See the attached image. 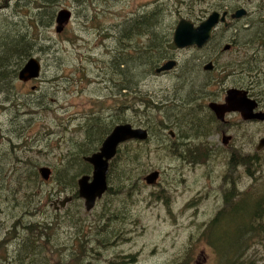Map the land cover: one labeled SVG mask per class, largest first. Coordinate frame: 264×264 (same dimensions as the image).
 Returning a JSON list of instances; mask_svg holds the SVG:
<instances>
[{
	"label": "rangeland",
	"instance_id": "rangeland-1",
	"mask_svg": "<svg viewBox=\"0 0 264 264\" xmlns=\"http://www.w3.org/2000/svg\"><path fill=\"white\" fill-rule=\"evenodd\" d=\"M16 1L0 0L1 72L13 70L15 62L25 51V44L7 38L26 30V20H23L22 12L26 0L21 1V6H16ZM148 1L151 0H60L48 6V10H44L46 13L51 12L56 16L60 9L69 8L73 17L62 33L56 31L55 18L50 26H41L44 28V35L41 34L40 40L34 42L37 49L33 52L43 64L40 78H33L32 82L23 84L24 82L18 79L22 64L16 66L13 77L9 76L4 81L0 79V264H12L13 255L9 250L16 246L15 240L20 238V233L16 231L14 236L9 234V231L16 220L25 218L31 221L69 208L74 197L64 209L55 210L50 205L57 197L72 195L71 192L61 190L52 180V175L58 167L70 166L71 160L70 169L67 171L71 173L79 168L83 162L81 159V162L75 159V144L87 141V152L81 156L84 161L86 155H91L89 151L100 145L97 137L104 133L103 126L112 127L113 120L149 122L154 134L150 142H136L131 146L138 154L136 165L141 164V167L134 171L136 176L132 181L137 189L133 193L116 195V219L109 224L117 226L119 236H116V227L109 225L108 230L112 231L110 239L103 240L97 255L93 251L91 253L93 256L89 260L94 264H221L219 259L209 252L211 248L208 242L198 235V225H204L221 207L217 204L216 197L214 200L209 197L213 193L222 196L230 190L234 192L233 186L243 194L252 192L251 199L253 196H264V152L260 157L262 159L259 166L253 161L254 158L250 160L251 166L244 165L248 172H244L243 165L236 166L235 161L240 158H231L230 187L226 183H220V166L223 164L221 160L213 159L197 172L189 171L185 170L179 159H172L162 149L160 142L164 138H159L158 135L162 133L167 136L166 131L168 132V129H162L164 127L160 124L167 121L162 106L155 108L151 105L152 110H142L141 113L135 109L136 101L127 100L122 106H116L120 95L113 96L118 90H115V84L106 74L115 71L114 67H110V63L114 57L123 54L118 45H123L120 41L127 37L126 32L130 31L131 34L129 33L128 39L123 41V57L128 58L129 63L122 68L125 82L131 85L137 84V81H141L142 85L148 82V74L153 72L152 66H157L153 63L159 62L164 57L163 54L172 52L169 48L174 35L172 24L178 14V11H175L176 0H153L154 8L156 7L153 15L159 16L157 24L152 23L155 26L152 29L154 31L146 30L142 34L148 36L146 40L136 38L135 31L140 30L137 29L140 28L137 20L134 21V18L140 15L136 11ZM159 3L166 4L165 9L168 5L171 7L167 11L161 10L163 6H159ZM183 6L187 5L184 3ZM112 34L116 35V38H109L107 46L105 38ZM102 40L105 42L101 45ZM155 43L160 46L155 48L152 45ZM13 51L17 57H14ZM186 74L182 78L175 76L173 90L168 87L171 78H155L154 82L151 81L155 92H146L151 104L153 100L159 101L165 93L168 95L166 97L188 92L197 96L202 89L201 85L205 83V76L199 75L196 69ZM244 82L245 80L231 78V86ZM99 95L101 98H98ZM179 110L174 108L169 114H181ZM193 115L195 113L190 115L192 119ZM100 116H103V120ZM231 121L232 151L240 154L247 148L253 152L260 138L264 136V124L244 123L234 114L231 115ZM85 128L88 129L87 133ZM208 130L211 131L212 128ZM124 145L120 155L124 154L122 149L127 151L128 145ZM41 166L51 168L49 179L41 176ZM113 167L111 166L112 172ZM155 169L163 170V176L158 184L148 185L144 177ZM35 170L37 177L28 186L31 194H35L38 216L33 213L26 214V210L21 206L26 193L12 183V179L19 176H34ZM250 170H259L255 180L251 178ZM196 174H199L200 180H197ZM128 191L131 192L130 189ZM195 195L192 210L184 209ZM108 199L104 194L91 211L86 210L84 201L81 200V215L87 223L93 224L102 209L105 211L111 207L112 202ZM126 210L132 214L124 218L123 212ZM110 217L114 218L112 215ZM261 222H264V218ZM195 235L197 240L194 239ZM87 242H92L95 247L98 245L95 237H91ZM75 248L79 249V246L76 244ZM251 249L257 256L263 255L261 260L264 259L263 245L254 244ZM22 256L24 264L32 255L23 252ZM58 256L59 251L54 250L51 259L56 261ZM259 264L264 263L259 261Z\"/></svg>",
	"mask_w": 264,
	"mask_h": 264
},
{
	"label": "flooded vegetation",
	"instance_id": "flooded-vegetation-1",
	"mask_svg": "<svg viewBox=\"0 0 264 264\" xmlns=\"http://www.w3.org/2000/svg\"><path fill=\"white\" fill-rule=\"evenodd\" d=\"M184 3L187 6H183ZM158 5L163 6L161 10L166 11L171 7V5H168L165 9L164 6L166 4L159 3ZM196 9L198 10L195 11ZM175 11H178V14L172 24L174 32L181 19H187L191 21L194 26H199L211 15L215 14V16H217V22L212 29L209 40L203 46L193 44L186 47H177L174 43V35H172L169 48L172 49V52L170 51L163 54L164 57H162L159 62L153 63L157 66L155 68L152 66L153 72L148 74V77H150L148 82L142 85L141 81H137V84L131 85L125 82L122 68L125 51V42L123 41L128 39L129 33L131 34V32L128 31L126 32L127 37H123V40L120 41L123 45H118L119 48L123 50V54L120 53L114 57L110 63V67H114L115 71L106 74V77L115 84V90H118V93H115L113 96L118 97L120 95L119 102L116 105L117 107L119 105L122 106L127 100L137 102L136 106L138 109H135L138 110V113H141L142 110L145 112L146 110H152L150 109L151 105L155 108L158 105L162 106L166 113L164 117H166L167 121H162L160 124L164 127L162 129H168V132L166 131L167 136L162 135V133L161 135L159 134V138L163 137L164 139L162 142L158 141L162 149L166 151L172 159H179L185 170L196 172L202 169L205 164H210L211 160L219 159L223 162L220 166L222 168L220 183H226L227 186L231 187V158L236 157L248 159L249 161L254 158L253 161L259 166L262 159H260V157L264 152V146L262 148L258 147L260 140L264 138V136L260 138L253 152L252 150H247V148L240 154H235V152L232 151L231 141L233 135L231 134V115H236L237 118L244 123L264 124V120H247L239 111H227L223 117H219L212 106L214 104L223 105L227 103L229 90L231 88H238L247 90L248 96L257 101L258 105L255 111H264V0H176ZM155 12L156 7L154 8L153 0L143 4L136 11V13L140 15L134 18V21L137 20L141 22V18L144 20L143 23L139 24L140 28H137L140 30H137V32L135 31L137 39L146 40L148 36L142 34L146 30H150L151 32L154 31L152 29H154L155 26L151 25V20ZM128 26H125V28ZM108 36L105 38L107 46H109V38H116V35L113 34ZM104 42L105 41L102 40L101 45L104 44ZM97 43L99 44L100 42L97 41ZM112 51L113 48L111 49V52ZM111 52L109 55H111ZM26 61L20 67L19 72ZM168 61H175V66L172 69L159 72L158 69ZM41 65L43 70L42 62ZM195 69L198 70L199 75L205 76V83L201 85L202 89L197 96H194L192 92H188L186 94L175 93L172 96L166 97L168 95L165 93V95L163 94L164 96L159 98V101L153 100L151 104V101L146 96V92L153 90L151 81L154 82L155 78H171V82L169 83L170 86H167L173 90L175 76L182 78L187 75L186 73L194 71ZM179 70H181V72ZM231 78H233V80L235 78L242 81L245 80V82L243 84L234 83L231 86ZM22 82L27 85L32 81ZM33 88L34 87H32V89ZM98 98H101V95H99ZM100 101L104 102V100ZM174 108H179V112L183 115H170L169 113H171ZM192 113H195L193 119L190 116ZM100 118L103 120V116H100ZM121 123L126 122H116L112 124L110 131H106L105 129L104 133L97 137L99 143L102 145L103 141L114 127ZM129 123L134 127L147 129L149 134L147 139H133L129 141L148 143L153 139L154 132L149 122L142 120L137 123ZM152 123L154 125L153 121ZM210 128H212L211 131L208 130ZM159 130L161 131V129ZM85 131L87 133L88 129L85 128ZM155 132L157 135L158 132L156 130ZM91 137L92 136H90V138ZM126 142L119 145L116 156L110 160L108 184L111 166H113L111 163L116 158L120 157L121 148ZM178 143H180V145H178ZM99 148L94 152L98 151ZM243 167L244 172H248L244 165ZM158 170L160 171V177L156 184L159 183L164 173L163 170ZM257 171L259 170H250L249 172L253 180L257 177ZM196 178L200 180L199 174H196ZM184 179L185 178H183L182 181H184ZM155 197L157 198L158 196L155 195ZM195 197L196 195L187 202L184 209L189 211L192 210V205L195 204ZM211 197H213V200L216 197L217 204H220L221 207L218 211L214 212L210 220L205 221L204 225H207V223L219 216L225 208L231 207V190L229 193L226 192L222 196L213 193L209 198ZM263 218L264 217H261L257 222H261Z\"/></svg>",
	"mask_w": 264,
	"mask_h": 264
},
{
	"label": "trees",
	"instance_id": "trees-1",
	"mask_svg": "<svg viewBox=\"0 0 264 264\" xmlns=\"http://www.w3.org/2000/svg\"><path fill=\"white\" fill-rule=\"evenodd\" d=\"M21 1L22 0H17L16 6H21L19 5ZM59 1L60 0H26V6L22 9L24 16L23 20H26V30L24 32L21 30V33H14V37H11V35L7 37L14 42L25 44V51L22 52L21 56L15 62L13 70L5 72L0 71L1 80L4 81L9 76L13 77L12 74L16 66H21L27 59L33 56V52L37 49L35 48L34 42L40 40L41 34L44 35V33H42L44 32V28L41 26H50L53 19L55 18L56 20V16L53 13H46L44 10H48V6L54 5ZM158 17L159 16H153L151 25L152 23L157 24ZM143 22L144 20L142 18L141 22L137 21L138 24ZM157 44L158 43L152 45L157 48L160 46ZM13 54L14 57H17L14 51ZM128 60V58H124L122 62L123 67L128 65ZM116 122L126 121L125 119H118V121L113 120L112 124ZM111 128L112 127L103 126L102 130L104 131L106 129V131H110ZM133 143L136 142H127L125 144L128 145L127 151H123L122 149L124 154H121L122 156L120 155V157L116 158L115 162L113 161L111 163L114 167L113 172L110 170L109 188L105 193L107 199L111 196V198L108 199L112 202L111 207L106 208L108 210L105 211L102 209V212L94 220V223L89 224L86 222L84 216L81 215L83 204L81 203L82 198L78 196V179L84 174L91 173L92 165L86 160L83 161L81 157L83 153L87 152L85 148V146L88 145L87 141L83 140L77 142L75 144V148L77 149V157L75 159L79 161L80 159L82 160L83 163H80V169L77 168L75 171L69 173L67 170L70 169L71 160L69 162L70 166L58 167L52 175V180L59 185L61 190L72 193L74 201L67 210L59 212L54 211L53 214L47 217H37L31 221H27L25 218L16 220L9 234L15 236L16 231H18V233H20V238L15 240L17 241L16 246L9 250L13 255L11 263L23 264L22 258L24 256H22V254L24 252V254L29 253L32 255L24 264H94L92 260H89L91 256H93L91 254L92 251L97 255L98 249L103 244V240L107 238L110 239L109 237L111 236L112 231L110 232L108 227L110 221L116 219V211L114 208V201L117 199L116 195L125 192L133 193L137 189L132 181L136 176L134 171L140 168L141 164L139 163L136 165L138 154L135 152L136 150L131 147ZM178 145H180V143H178ZM99 146L92 148L89 154L97 150ZM235 162L236 166H251V162L248 159L240 158ZM34 172V176H19L13 178L12 180L14 181H11L13 184L17 185L18 189H23L26 193L24 201L21 202V206L27 212L26 214L33 213V215L36 216L39 210L38 206L35 207V194H31V190L28 186V184L32 183L37 177V170ZM235 188L237 187H232L234 192H231V207L225 208L219 216L207 223V225H198V235L202 236L205 241L208 242L211 248L209 252L213 256H216L221 264H259V261L264 263V259L261 260L263 255L257 256L255 251H251L254 244H261L264 246V222H257L264 215V196H253L251 199L252 192L251 194H243L238 189L235 190ZM128 189H130L131 192H129ZM118 201L120 202L121 200ZM123 213L125 216H130L132 214L127 210ZM111 215L114 216V218L110 217ZM113 227H116V236H119V229L117 226ZM19 235H17V237ZM112 235L114 236L115 234ZM91 237L96 238L98 242L97 247H95L92 242H87ZM57 239H59L58 242H56ZM194 239L197 240L196 235ZM1 244L2 243H0V247ZM76 244L79 246V249L75 248ZM53 249L59 251V256L56 261L51 259L53 258L51 256L54 254ZM249 251L251 252L249 253ZM188 258L190 260L189 256ZM96 263L101 264L99 262ZM175 264H184V262H175Z\"/></svg>",
	"mask_w": 264,
	"mask_h": 264
},
{
	"label": "water",
	"instance_id": "water-1",
	"mask_svg": "<svg viewBox=\"0 0 264 264\" xmlns=\"http://www.w3.org/2000/svg\"><path fill=\"white\" fill-rule=\"evenodd\" d=\"M72 12L69 8H62L56 15V31L62 32L66 24L71 20ZM217 22V16L211 15L206 21L199 26L187 20L181 19L174 32V43L177 47H186L197 44L203 46L211 37L212 29ZM175 61H168L162 65L158 71H165L172 69L175 66ZM41 61L35 57H30L23 68L19 72V79L22 81H29L33 78H39L41 75ZM257 101L248 96L247 90L238 88H231L227 96V103L223 105L214 104L219 117H223L227 111H239L247 120H264V111H255ZM149 136L147 129L142 127H134L131 123H121L114 127L111 133L105 138L99 150L91 155L85 156V160L92 164V174H84L78 179V195L84 200L86 210L91 211L95 208L98 199L102 198L104 193L108 190V173L110 160L113 159L117 152L119 145L122 143L139 139L144 140ZM264 146V138L260 140L259 148ZM39 172L44 179H49L52 170L49 166H41ZM160 177L159 170H153L148 173L144 180L147 184L154 185L158 182ZM73 201V196L66 194L63 197L53 199L50 205L55 210H61L67 207Z\"/></svg>",
	"mask_w": 264,
	"mask_h": 264
},
{
	"label": "bare ground",
	"instance_id": "bare-ground-1",
	"mask_svg": "<svg viewBox=\"0 0 264 264\" xmlns=\"http://www.w3.org/2000/svg\"><path fill=\"white\" fill-rule=\"evenodd\" d=\"M71 12H72V11H71ZM72 17H73V12H72ZM64 29H65V28H64ZM63 31H64V30H63ZM63 31H62V32H63ZM62 32H58V33H62ZM157 48H158V47H157ZM134 52H135V51H134ZM174 83H175V82H174ZM253 165H254V164H253ZM120 214H121V213H120ZM124 216H125V215H124Z\"/></svg>",
	"mask_w": 264,
	"mask_h": 264
}]
</instances>
